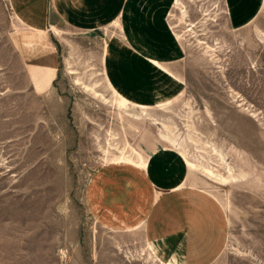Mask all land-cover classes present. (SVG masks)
Listing matches in <instances>:
<instances>
[{
    "label": "rangeland",
    "instance_id": "obj_1",
    "mask_svg": "<svg viewBox=\"0 0 264 264\" xmlns=\"http://www.w3.org/2000/svg\"><path fill=\"white\" fill-rule=\"evenodd\" d=\"M135 172L264 264V0H0V264H177L105 210Z\"/></svg>",
    "mask_w": 264,
    "mask_h": 264
},
{
    "label": "crops",
    "instance_id": "obj_2",
    "mask_svg": "<svg viewBox=\"0 0 264 264\" xmlns=\"http://www.w3.org/2000/svg\"><path fill=\"white\" fill-rule=\"evenodd\" d=\"M132 176L120 200L107 198L113 207L109 210L105 204L106 211L118 214L127 229L141 228L146 242L177 264L218 261L226 247L228 222L214 197L177 185L157 193L148 176L137 172Z\"/></svg>",
    "mask_w": 264,
    "mask_h": 264
},
{
    "label": "bare ground",
    "instance_id": "obj_3",
    "mask_svg": "<svg viewBox=\"0 0 264 264\" xmlns=\"http://www.w3.org/2000/svg\"><path fill=\"white\" fill-rule=\"evenodd\" d=\"M227 182V181H226Z\"/></svg>",
    "mask_w": 264,
    "mask_h": 264
}]
</instances>
